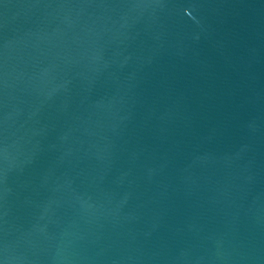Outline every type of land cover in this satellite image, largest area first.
<instances>
[{"label": "water", "instance_id": "obj_1", "mask_svg": "<svg viewBox=\"0 0 264 264\" xmlns=\"http://www.w3.org/2000/svg\"><path fill=\"white\" fill-rule=\"evenodd\" d=\"M0 264H264V0H0Z\"/></svg>", "mask_w": 264, "mask_h": 264}]
</instances>
